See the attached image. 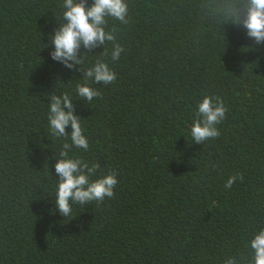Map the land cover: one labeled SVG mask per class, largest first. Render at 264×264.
Wrapping results in <instances>:
<instances>
[{"label":"trees","instance_id":"obj_1","mask_svg":"<svg viewBox=\"0 0 264 264\" xmlns=\"http://www.w3.org/2000/svg\"><path fill=\"white\" fill-rule=\"evenodd\" d=\"M125 2L128 23L108 17L105 29H116L119 59L112 42L81 52L83 68L99 58L116 73L89 81L101 95L86 102L80 65L50 56L64 0H0V264L251 259L264 228V43L230 22L232 0ZM52 93L70 95L88 139L69 155L117 173L113 197L73 204L70 217L55 206V154L71 141L50 132ZM205 95L228 110L220 136L197 144L190 126Z\"/></svg>","mask_w":264,"mask_h":264},{"label":"clouds","instance_id":"obj_2","mask_svg":"<svg viewBox=\"0 0 264 264\" xmlns=\"http://www.w3.org/2000/svg\"><path fill=\"white\" fill-rule=\"evenodd\" d=\"M62 7V22L53 29L49 43L54 45L50 53L54 61L61 62L66 68L73 69L80 65L83 83H77L78 97L90 102L101 95L98 89L91 86L103 83L105 85L116 80V73L109 68L103 59H97L88 68H83L82 51L92 53V49L112 42L111 58L116 61L124 50L117 42L115 28L106 31L108 17L127 24L128 5L125 0H64ZM229 20L235 26H243L247 36L254 39L256 44L264 43V0H232L230 4ZM66 21V23L64 22ZM48 47V46H47ZM104 49L98 56H104ZM227 108L219 96L205 95L197 102V111L193 114L190 133L192 140L200 144L208 139L220 136L216 125L225 119ZM49 129L54 137L70 138V143L64 142L55 163V173L59 177L56 181L55 206L64 217H70L73 204H86L91 201L101 202L105 197L114 196L117 185V173L113 170L108 174L98 175L99 163H92L72 155V148L88 149V139L81 127L80 116L74 115L73 99L68 93L50 95L48 113ZM70 126L71 132H66ZM93 177H96L93 179ZM244 177L240 174L229 177L225 189ZM251 249L248 264H264V228L253 234L249 242ZM224 264H240L236 257H228Z\"/></svg>","mask_w":264,"mask_h":264}]
</instances>
